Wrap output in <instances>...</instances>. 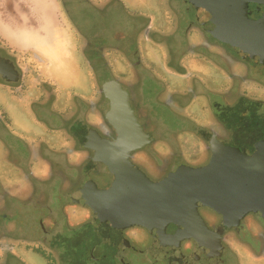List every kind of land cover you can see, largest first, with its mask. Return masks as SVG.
Returning a JSON list of instances; mask_svg holds the SVG:
<instances>
[{
  "label": "flooded vegetation",
  "instance_id": "flooded-vegetation-1",
  "mask_svg": "<svg viewBox=\"0 0 264 264\" xmlns=\"http://www.w3.org/2000/svg\"><path fill=\"white\" fill-rule=\"evenodd\" d=\"M95 1L130 22L113 28L110 38H88L58 0L60 19L75 31V53L88 68L85 95L76 79H66L68 85L60 78L62 72L75 74L73 52L56 64L0 41V237L34 234L48 264H264V221L254 215L221 235L219 243L206 245L103 223L86 204L84 185L107 189L114 181L91 147L97 136L117 138L107 117L105 84L120 85L149 136L130 161L154 182L179 166L209 162L211 142L226 143L223 133L235 135L232 113L256 105L264 110V64L242 59L207 33L184 0ZM257 8L251 5L252 18L264 12ZM146 78L162 87L154 100L145 96ZM230 93L235 105L227 100ZM163 111L181 119V126L165 123ZM252 128L264 135V124ZM200 214L212 231L219 228L220 215L208 208Z\"/></svg>",
  "mask_w": 264,
  "mask_h": 264
},
{
  "label": "water",
  "instance_id": "water-1",
  "mask_svg": "<svg viewBox=\"0 0 264 264\" xmlns=\"http://www.w3.org/2000/svg\"><path fill=\"white\" fill-rule=\"evenodd\" d=\"M184 2L194 9L197 22L207 33L229 45L242 59L264 64V12L260 18L251 17V5L260 11L264 0ZM103 90L111 101L107 117L117 138L111 141L97 136L91 147L94 160L108 168L114 181L107 189L89 182L80 190L99 221L145 227L161 237L195 239L206 245L219 243L221 235L240 226L249 215L264 221L262 133L238 126L237 136L246 140L242 147L213 140L211 158L205 166L183 165L154 182L130 161L131 153L144 147L149 136L133 116L127 94L115 82L105 84ZM125 114L129 116L126 121ZM252 121L250 125H260ZM201 208L222 217L217 230L207 226Z\"/></svg>",
  "mask_w": 264,
  "mask_h": 264
},
{
  "label": "rangeland",
  "instance_id": "rangeland-1",
  "mask_svg": "<svg viewBox=\"0 0 264 264\" xmlns=\"http://www.w3.org/2000/svg\"><path fill=\"white\" fill-rule=\"evenodd\" d=\"M65 6L67 8L68 13L70 16L73 17L74 21L78 25V29L84 34V36L93 37L96 35L97 38H110L113 34V28L117 25L122 24L123 26L129 25V19H126L119 10H114V8H108V6L103 5V3H97L93 0V4L89 0H64ZM41 6H46L43 1H39ZM38 2V4H39ZM179 5H184L180 1L178 2ZM43 8V7H42ZM105 14V16H104ZM108 19V27L105 25V18ZM6 23L11 21L5 20ZM61 22L63 27L66 30L67 35V50L73 52L74 61H76L75 65V74H71L70 76L66 75L65 72L60 74V78L62 79V84H67V80L72 81L76 79V84L80 91H83L85 95L86 92L89 93L90 91V76L88 72V68L85 67L84 61L79 53H75L77 44L74 43V37L76 36L75 31L68 26V24ZM95 26L97 28H95ZM93 33V35H92ZM100 39H93V40H100ZM114 41V40H113ZM52 67V66H51ZM55 67V65H54ZM77 69V70H76ZM77 71V72H76ZM67 79V80H66ZM143 85V89L145 90V96L147 100H154L155 96L160 93L162 87L158 86L155 82L145 79ZM71 83H68V85ZM229 104L235 105L238 100L236 96L226 94ZM164 109V108H163ZM165 110V109H164ZM166 111V110H165ZM163 111L162 114L165 115ZM251 114V115H250ZM235 116L230 122L229 127L233 128L235 135L231 136L229 134L223 133L225 137V142L232 146L242 147L244 142L246 141L243 138H239L237 135L239 134V127L241 126L242 129H248L253 131L251 124V119L257 121L260 124H264V110L259 106H252L250 109H241L235 115L232 113V116ZM250 115V117H248ZM165 123L171 122L176 126L180 127L182 124V120L179 119L177 116H173L172 114H168L164 116ZM252 121V122H253ZM247 123V124H245ZM179 124V125H178ZM185 124V123H184ZM231 124V125H230ZM174 125V126H175ZM246 128H243L244 126ZM239 126V127H238ZM255 131V129H254ZM238 132V134H237ZM237 136V138H236ZM257 137V135H256ZM264 137V136H263ZM179 154L185 153L184 151H178ZM209 159V155L207 156ZM205 163H208V160L205 159L201 160L200 162H194L189 164L191 167L198 168L205 166ZM180 167V166H179ZM178 167V168H179ZM177 168V169H178ZM17 178L20 179L19 172H16ZM171 173V172H170ZM168 173V175L170 174ZM150 174V173H149ZM163 174V172L161 173ZM151 175V174H150ZM152 176V175H151ZM161 176V175H160ZM163 180V179H162ZM34 234H18L17 236H12L10 238H1L0 237V244L2 245V249L0 248V264H48L46 258L42 255L44 254V250L46 249L42 242L39 239H33ZM12 247V248H11ZM47 255L49 253H46Z\"/></svg>",
  "mask_w": 264,
  "mask_h": 264
},
{
  "label": "crops",
  "instance_id": "crops-1",
  "mask_svg": "<svg viewBox=\"0 0 264 264\" xmlns=\"http://www.w3.org/2000/svg\"><path fill=\"white\" fill-rule=\"evenodd\" d=\"M39 1L12 0L19 22L12 20L9 24L4 21L0 25V41L11 50L38 53L60 64L67 59L69 51L58 0H43L46 6H41Z\"/></svg>",
  "mask_w": 264,
  "mask_h": 264
},
{
  "label": "clouds",
  "instance_id": "clouds-1",
  "mask_svg": "<svg viewBox=\"0 0 264 264\" xmlns=\"http://www.w3.org/2000/svg\"><path fill=\"white\" fill-rule=\"evenodd\" d=\"M10 4L12 6H10ZM6 19L8 21L15 20L19 22V16L12 0H0V25H2Z\"/></svg>",
  "mask_w": 264,
  "mask_h": 264
},
{
  "label": "bare ground",
  "instance_id": "bare-ground-1",
  "mask_svg": "<svg viewBox=\"0 0 264 264\" xmlns=\"http://www.w3.org/2000/svg\"><path fill=\"white\" fill-rule=\"evenodd\" d=\"M40 1H43V0H40ZM28 38V37H27Z\"/></svg>",
  "mask_w": 264,
  "mask_h": 264
}]
</instances>
